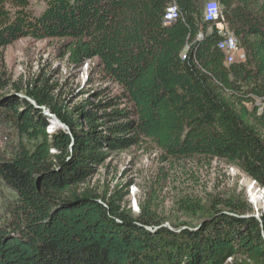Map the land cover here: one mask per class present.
Wrapping results in <instances>:
<instances>
[{"label": "trees", "instance_id": "obj_1", "mask_svg": "<svg viewBox=\"0 0 264 264\" xmlns=\"http://www.w3.org/2000/svg\"><path fill=\"white\" fill-rule=\"evenodd\" d=\"M30 1L0 0V52L64 40L71 66L97 61L84 87L96 73L118 90L76 102L49 77L23 88L0 71V120L34 142L0 158L15 194L0 216V264H264V213L249 205L165 226L90 186L112 154L149 140L174 159L225 161L264 189V0H216L243 55L231 64L206 0H43L39 15ZM171 4L180 18L164 26Z\"/></svg>", "mask_w": 264, "mask_h": 264}, {"label": "rangeland", "instance_id": "obj_2", "mask_svg": "<svg viewBox=\"0 0 264 264\" xmlns=\"http://www.w3.org/2000/svg\"><path fill=\"white\" fill-rule=\"evenodd\" d=\"M208 1L216 0H206L205 4ZM44 8L43 0L30 1V10L35 15ZM65 43L57 39L18 40L0 52V71L6 73L11 84L23 88L39 75L49 77L62 87L64 94L73 95L76 102L88 96L80 97L82 92L108 90L109 96L117 92L118 87L99 83L96 73L92 84L84 87L86 75L97 72V61H89L87 73L81 75V70L71 66L68 56H64ZM256 104L264 108V102ZM251 107L248 105L249 109ZM19 143L30 149L34 146V142L19 138L11 125L0 120V158H10ZM252 181L225 161L209 157L174 159L147 140L137 148L112 154L92 178L90 186L120 198L122 209L134 217L143 214L167 226L195 227L209 219L215 210L227 212V206L244 208L249 205L255 214L258 211V216L264 213V198L256 188L250 190ZM14 199L15 194L0 181V216H6L7 207Z\"/></svg>", "mask_w": 264, "mask_h": 264}, {"label": "built area", "instance_id": "obj_3", "mask_svg": "<svg viewBox=\"0 0 264 264\" xmlns=\"http://www.w3.org/2000/svg\"><path fill=\"white\" fill-rule=\"evenodd\" d=\"M179 18L180 13L177 6L175 4L169 5L167 7L166 26H172ZM203 19L205 23L215 24L217 32L220 33L221 41L218 44V48L225 54L226 63H235L239 47L233 34L228 33L227 28H223L224 24L220 23V4H217L216 1H208L203 8Z\"/></svg>", "mask_w": 264, "mask_h": 264}, {"label": "bare ground", "instance_id": "obj_4", "mask_svg": "<svg viewBox=\"0 0 264 264\" xmlns=\"http://www.w3.org/2000/svg\"><path fill=\"white\" fill-rule=\"evenodd\" d=\"M217 2V1H216ZM217 4H219L217 2ZM166 14H167V8L165 10V13H164V16H163V25L166 26ZM90 63V62H89ZM81 75H83L84 73L86 74L87 73V70H88V62H86L81 68ZM79 70V71H80ZM79 76V75H78ZM88 75H86V78H87ZM54 125L51 127V129L54 131V129H56L58 127V124L56 123H53ZM54 127V128H53ZM47 132H50V129L47 130ZM256 188V191L258 192V194L264 198V189L263 188H260L256 182L252 181V185L250 186V190L252 191L253 189ZM257 194V193H256ZM255 199V198H253ZM256 200V199H255ZM137 207V204L135 205ZM256 210V209H255ZM258 211H256V214L257 215ZM258 216V215H257Z\"/></svg>", "mask_w": 264, "mask_h": 264}, {"label": "water", "instance_id": "obj_5", "mask_svg": "<svg viewBox=\"0 0 264 264\" xmlns=\"http://www.w3.org/2000/svg\"><path fill=\"white\" fill-rule=\"evenodd\" d=\"M42 109L44 110V112H45L46 115H48V116H52V115L49 114V112H47L44 108H42ZM56 121H57V120H56ZM57 123H58L62 128L66 129V130L68 131V133L70 134V132H69V128H68L67 126L63 125L62 123H60V122H58V121H57ZM246 217H247V216H246ZM253 217L256 218L257 220H259V216H257V215H253ZM165 226H167V225H165Z\"/></svg>", "mask_w": 264, "mask_h": 264}, {"label": "crops", "instance_id": "obj_6", "mask_svg": "<svg viewBox=\"0 0 264 264\" xmlns=\"http://www.w3.org/2000/svg\"><path fill=\"white\" fill-rule=\"evenodd\" d=\"M236 59H237V60H241V59H243V55H242L241 52H238V54H237V56H236Z\"/></svg>", "mask_w": 264, "mask_h": 264}, {"label": "clouds", "instance_id": "obj_7", "mask_svg": "<svg viewBox=\"0 0 264 264\" xmlns=\"http://www.w3.org/2000/svg\"><path fill=\"white\" fill-rule=\"evenodd\" d=\"M48 127V126H47ZM48 130V128L46 129V131ZM48 133H51V132H48Z\"/></svg>", "mask_w": 264, "mask_h": 264}]
</instances>
